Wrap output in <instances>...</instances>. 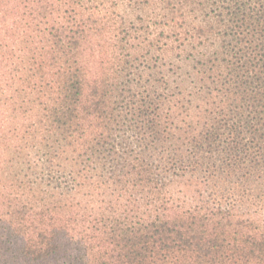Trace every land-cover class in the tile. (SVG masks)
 <instances>
[{
	"label": "trees",
	"instance_id": "trees-1",
	"mask_svg": "<svg viewBox=\"0 0 264 264\" xmlns=\"http://www.w3.org/2000/svg\"><path fill=\"white\" fill-rule=\"evenodd\" d=\"M0 264H264V0H0Z\"/></svg>",
	"mask_w": 264,
	"mask_h": 264
}]
</instances>
